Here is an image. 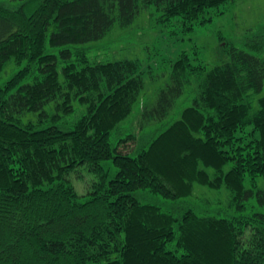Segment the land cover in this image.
Wrapping results in <instances>:
<instances>
[{
  "label": "trees",
  "instance_id": "obj_1",
  "mask_svg": "<svg viewBox=\"0 0 264 264\" xmlns=\"http://www.w3.org/2000/svg\"><path fill=\"white\" fill-rule=\"evenodd\" d=\"M13 1L0 2V74L17 69L0 85V264H264V213L248 211L264 204V27L241 48L226 44L213 67L186 51L170 61L142 126L189 105L166 129L137 134L124 123L145 87L142 61L71 47L147 9L190 33L237 0ZM80 166L98 178L86 200L70 180ZM196 186L225 201L191 200Z\"/></svg>",
  "mask_w": 264,
  "mask_h": 264
},
{
  "label": "rangeland",
  "instance_id": "obj_2",
  "mask_svg": "<svg viewBox=\"0 0 264 264\" xmlns=\"http://www.w3.org/2000/svg\"><path fill=\"white\" fill-rule=\"evenodd\" d=\"M1 3L18 7L19 2L13 0H0ZM212 21L203 26H198L190 33H184L178 24L162 25L156 21L157 13L154 9L143 10L135 21L127 28L115 25L113 30L98 42L87 45L73 46L89 50L91 60L113 61L120 59H139L145 67V87L140 96L139 103L135 106L132 115L124 123L127 132L147 133L162 131L169 127L180 117L181 111L189 105L186 97L178 101L175 110L163 121L153 122L143 127L142 111L146 106L152 105L159 91L168 85L170 77V61L175 60L178 55L186 51L192 57L206 62L209 67L227 60V48L243 47V44L252 38L264 27V0H237L223 8V14L217 15L214 10L210 14ZM48 52H56L47 48ZM15 69L10 64L6 71L0 74V85H3L12 77ZM264 95V90L261 93ZM127 124V125H126ZM128 127V128H127ZM114 176L116 169L110 162L104 164ZM70 180L74 184L77 193L83 200L88 199L89 193L94 190V184L98 182L97 175L90 172L86 166H80L71 172ZM254 185V184H253ZM252 184L247 187L253 188ZM258 188L264 190V177H258ZM220 197L225 201V193L218 194L216 191L196 186L192 199L199 197ZM137 197L145 203H155L164 210L177 207L172 203L153 196L149 193L140 192ZM248 211L264 213V204L255 199L249 204Z\"/></svg>",
  "mask_w": 264,
  "mask_h": 264
}]
</instances>
